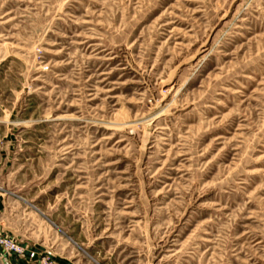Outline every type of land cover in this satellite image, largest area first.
<instances>
[{
	"label": "rangeland",
	"instance_id": "rangeland-1",
	"mask_svg": "<svg viewBox=\"0 0 264 264\" xmlns=\"http://www.w3.org/2000/svg\"><path fill=\"white\" fill-rule=\"evenodd\" d=\"M0 201L59 264H264V0H0Z\"/></svg>",
	"mask_w": 264,
	"mask_h": 264
},
{
	"label": "crops",
	"instance_id": "crops-1",
	"mask_svg": "<svg viewBox=\"0 0 264 264\" xmlns=\"http://www.w3.org/2000/svg\"><path fill=\"white\" fill-rule=\"evenodd\" d=\"M6 208L7 207L5 203L0 201V234L9 233L10 235L19 239V237L15 236L11 231V228L13 227H11L12 220L6 212ZM26 243L28 244V242ZM42 252L43 251L41 249L31 247V249H28L26 254L20 256L8 253H0V264H35Z\"/></svg>",
	"mask_w": 264,
	"mask_h": 264
},
{
	"label": "built area",
	"instance_id": "built-area-1",
	"mask_svg": "<svg viewBox=\"0 0 264 264\" xmlns=\"http://www.w3.org/2000/svg\"><path fill=\"white\" fill-rule=\"evenodd\" d=\"M28 249L26 242L20 241L7 233L0 234V253L20 256L26 254ZM35 264H59V262L48 252H42Z\"/></svg>",
	"mask_w": 264,
	"mask_h": 264
}]
</instances>
